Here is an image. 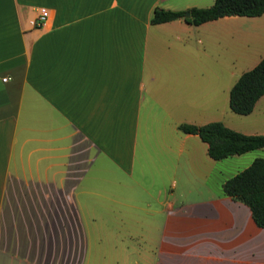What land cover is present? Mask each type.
<instances>
[{"label": "crops", "instance_id": "0c3cea01", "mask_svg": "<svg viewBox=\"0 0 264 264\" xmlns=\"http://www.w3.org/2000/svg\"><path fill=\"white\" fill-rule=\"evenodd\" d=\"M212 2L0 0V264H264V227L220 191L264 147L214 159L177 127L264 133V94L234 116L230 80L221 102L200 73L252 67L264 12L150 22Z\"/></svg>", "mask_w": 264, "mask_h": 264}, {"label": "trees", "instance_id": "16d2710c", "mask_svg": "<svg viewBox=\"0 0 264 264\" xmlns=\"http://www.w3.org/2000/svg\"><path fill=\"white\" fill-rule=\"evenodd\" d=\"M187 11V14H185ZM264 12V0H213L207 6H191L184 10L154 7L150 22L182 18L191 24L223 15L255 16ZM264 94V55L250 68L242 71L228 89L227 103L231 111L246 114L256 99ZM184 132L196 133L207 144V153L214 159L264 147V133H243L220 120L202 124L179 123ZM220 191L244 202L252 220L264 227V157H254L248 165L224 179Z\"/></svg>", "mask_w": 264, "mask_h": 264}, {"label": "rangeland", "instance_id": "374dc122", "mask_svg": "<svg viewBox=\"0 0 264 264\" xmlns=\"http://www.w3.org/2000/svg\"><path fill=\"white\" fill-rule=\"evenodd\" d=\"M235 48V47H234ZM232 68H233V75L232 77L230 76L229 79V73H226V71L223 72H219L217 71V76H213L210 74V72L206 69H201V87L202 89H216V93H217V98L218 100L221 98V102H222V95H226V90L227 89H221L224 87V85L226 83H228V80H230V85L233 84V82L236 80L237 76L244 70L250 68L244 64V62H241L238 60L237 57H235L234 55V59L232 61ZM250 66V65H249ZM246 68V69H245ZM221 104V103H220ZM228 113H230L231 115L234 116H238L240 117L241 114L235 113L233 111H231L229 108H226ZM225 118V117H223Z\"/></svg>", "mask_w": 264, "mask_h": 264}, {"label": "built area", "instance_id": "2783aa9c", "mask_svg": "<svg viewBox=\"0 0 264 264\" xmlns=\"http://www.w3.org/2000/svg\"><path fill=\"white\" fill-rule=\"evenodd\" d=\"M48 15V8L45 6H40L38 7V12L36 15V23L42 22L45 20V18ZM3 80H5V77L2 78Z\"/></svg>", "mask_w": 264, "mask_h": 264}, {"label": "water", "instance_id": "95a60500", "mask_svg": "<svg viewBox=\"0 0 264 264\" xmlns=\"http://www.w3.org/2000/svg\"><path fill=\"white\" fill-rule=\"evenodd\" d=\"M185 14H187V11H185Z\"/></svg>", "mask_w": 264, "mask_h": 264}]
</instances>
